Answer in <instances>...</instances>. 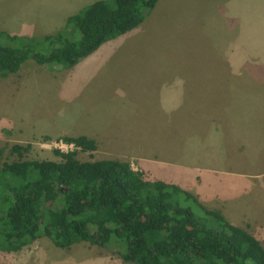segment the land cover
<instances>
[{
    "label": "rangeland",
    "instance_id": "1",
    "mask_svg": "<svg viewBox=\"0 0 264 264\" xmlns=\"http://www.w3.org/2000/svg\"><path fill=\"white\" fill-rule=\"evenodd\" d=\"M33 1L0 0V30L42 36L65 25V5L53 10L49 3H36L41 5L38 11H29ZM86 4L70 0L64 10L77 14ZM138 26L129 37L126 57L107 60L108 51L103 46L99 50L100 45L70 68L49 69L28 60L18 72L0 75L2 160L18 159L9 151L12 144L29 143L22 159L59 161L54 149L61 133L96 134L103 140L92 152L78 151L79 160H119L143 151L150 156L143 162L150 170L182 183L191 194L200 191L196 198L205 207L228 214L230 220L243 216V225H250L249 218L264 223V186L257 184L264 173L256 176L264 171V147L251 148L248 137L251 106L264 110L259 97L264 95V0H157ZM252 44L259 51L254 63L260 67L249 65L256 59ZM234 61L248 64L241 70ZM156 65L159 80L187 78L175 114L152 105V113L140 115L146 94L140 101L128 98L133 91L150 89ZM224 75L243 77L244 86L255 90L239 96L241 108L238 97L231 99L241 85L227 83L222 100L221 84L215 80ZM146 117L152 131L143 124ZM240 141L242 149L237 148ZM122 161L130 163L127 157ZM0 264L125 263L102 246L79 241L60 248L41 236L18 252H0Z\"/></svg>",
    "mask_w": 264,
    "mask_h": 264
},
{
    "label": "trees",
    "instance_id": "2",
    "mask_svg": "<svg viewBox=\"0 0 264 264\" xmlns=\"http://www.w3.org/2000/svg\"><path fill=\"white\" fill-rule=\"evenodd\" d=\"M157 0H99L42 36L0 30V75L32 60L66 69L108 39L138 26ZM73 148L54 149L59 161L22 159L30 144L14 143L18 159L0 147V252H18L46 236L60 248L75 242L108 248L125 264H264V247L189 191L146 180L128 161H81L96 150L85 135L63 136ZM48 140V137H45Z\"/></svg>",
    "mask_w": 264,
    "mask_h": 264
},
{
    "label": "crops",
    "instance_id": "3",
    "mask_svg": "<svg viewBox=\"0 0 264 264\" xmlns=\"http://www.w3.org/2000/svg\"><path fill=\"white\" fill-rule=\"evenodd\" d=\"M79 1L81 3H87L86 5L95 2V0H85L83 2H82V0H76V3ZM69 2H70V0H49V2L47 0H41L39 2H37V0H35V1H33V8H31L29 11H38L37 8L41 7V5L36 4V3H44V4L49 3V4L53 5V7H52L53 10L55 9L54 5H57L56 8L60 10L59 5L62 4V5H65L64 7H62L63 8L62 11H64V13H65V15L62 19H68L70 16L74 15V12L70 13V15H69V10H67V11L64 10L65 7H69ZM139 26H140V24H139ZM136 28H137V26L135 28H133L132 30L124 33V34H121V35H118L117 37L106 40L105 42H103L101 44V46L98 49L100 50V48L103 46L102 51H105L106 53L108 51V54L106 55L107 60L108 59L111 60L114 58L119 59L120 57L118 58V55H120V54L122 57H126L128 55L126 45L131 39V38H129L130 35L132 33H133V35H136V32L138 30ZM251 49H252L251 57H253V54H254L256 56V59H253L252 62L249 63V65L252 67H260L259 65H255V63H254L255 61H258L259 51L254 44H252ZM96 50L94 52H96ZM122 53H123V55H122ZM240 60H242V57L240 58ZM234 63L236 65L235 68H241V70H242L243 65L248 64V62L244 64L242 61H234ZM181 66H182V64H181ZM217 66L219 67L220 65H217ZM261 67H264V65ZM224 68H225V66H224ZM157 71H158V67L156 65V71L154 73L155 80H153V82L149 83V85H151L149 90H146V92L140 91V93H138V94H135L133 91L128 96V98L131 97L134 101H140L143 97H145V94H146V97H145L146 106H143L142 103L140 104V107H141L140 115H143L145 113L144 116H147L148 111H151V113H152L153 111L150 109V107H152V105H154L158 110H160L162 112L164 110L169 111V109L171 110L172 113L173 112H176V113L179 112L178 106H179V101L182 99V85L187 83V78H180L178 76H173V78H171V79L162 77V79L159 80L157 78L159 76ZM176 73H177V75H179L178 71ZM251 73H252V71H251ZM216 78H217V80H215V83L221 84L220 90L223 93V95H221L222 100L226 98L227 83H235L236 85H239V86L241 85L240 91H237V88H239V87L236 86V88L234 89L235 93L231 95V99H236L237 97L239 98L237 101L239 102L240 108L242 107V103H243V100H241L240 97H242L244 94L246 95L248 92H249V94H254L253 92L255 90L251 91L244 86V83H246V82L243 80V77H241V78L233 77L234 79H232V78L227 79V77L224 75L223 78H221V77H216ZM190 79H189L188 83L192 82ZM230 79H232V80H230ZM252 82H253V80H252ZM207 83H211L210 78H208ZM149 85L147 84L148 87H149ZM260 91H261V89H260ZM260 91H257V92H260ZM240 93H241V95H240ZM259 97L264 99V95L259 96ZM199 100H201V99H199ZM147 101L150 102V105L147 104ZM262 107H264V106H262ZM257 109L258 108H255V106L252 105L250 108V113H249L250 117H251L250 123H249L250 124L249 132L251 133V135H249L248 137L249 138L251 137L250 138L251 148L264 147V110L258 111ZM173 114H175V113H173ZM143 124L146 127L147 131L153 130V126L147 125V117H146L145 121H143ZM240 125H243L242 121H240ZM237 128H239V126H237ZM78 135H84V134H82V133L75 134V133L65 132V133H61L59 136H78ZM86 135L88 137L94 139L95 142H99V141L103 140L102 137H98V135H96V134H85V136ZM243 147H244L243 141H240L237 145V148L242 149ZM119 153L121 155L124 154L123 152H119ZM123 157L129 158L130 163L132 164V168L142 172L143 176L146 180H162V181H165L167 183H174V184L178 185L179 187L184 188L186 190L193 191L187 187L185 188L184 185L178 181L173 182L169 179L162 178L157 173H154L152 170H150L149 167L143 163V162H146L145 160H147L150 156H148V154L146 155V153L143 151L142 152L140 151L137 154L136 153L135 154L130 153V154H128V156H123ZM125 158H121L119 160H123ZM132 160H134V161H132ZM252 163H253V161H252ZM263 173H264V171H262V172L257 171L256 172L257 178H259L260 174H263ZM263 181L264 180H262L261 182L259 181L257 183L258 186H259V183H261V187L264 186ZM192 183H194V182H192ZM257 184H254V186L257 187ZM192 194L197 197L198 195H200V191L199 192H193ZM197 199L201 202V200L199 198H197ZM220 208H223V206L220 205V207L218 209H220ZM226 215H227L226 217L224 215L223 216L229 222H232L233 224L245 229L247 232H249L251 235H253L255 238H257L260 241L261 245L264 247V223L262 221H260L259 219H253V218L250 219L249 218L250 225L247 226V224L243 225V224L239 223L240 219H244L245 217L239 216L237 218H231V220H230V217L228 216V214H226ZM235 222H237V223H235Z\"/></svg>",
    "mask_w": 264,
    "mask_h": 264
},
{
    "label": "built area",
    "instance_id": "4",
    "mask_svg": "<svg viewBox=\"0 0 264 264\" xmlns=\"http://www.w3.org/2000/svg\"><path fill=\"white\" fill-rule=\"evenodd\" d=\"M55 146L61 151H67L73 148L72 143H66L62 139H58V141H56L55 143ZM131 167H132V164H131Z\"/></svg>",
    "mask_w": 264,
    "mask_h": 264
}]
</instances>
